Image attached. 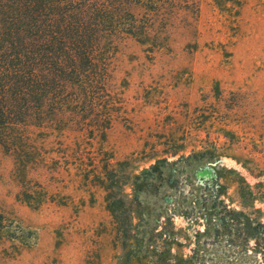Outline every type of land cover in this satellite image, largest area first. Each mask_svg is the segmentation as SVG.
I'll use <instances>...</instances> for the list:
<instances>
[{
    "label": "rangeland",
    "instance_id": "rangeland-1",
    "mask_svg": "<svg viewBox=\"0 0 264 264\" xmlns=\"http://www.w3.org/2000/svg\"><path fill=\"white\" fill-rule=\"evenodd\" d=\"M129 9L155 38H106L86 116L0 140V264H264V237L222 229L208 191L264 224V0Z\"/></svg>",
    "mask_w": 264,
    "mask_h": 264
},
{
    "label": "trees",
    "instance_id": "trees-1",
    "mask_svg": "<svg viewBox=\"0 0 264 264\" xmlns=\"http://www.w3.org/2000/svg\"><path fill=\"white\" fill-rule=\"evenodd\" d=\"M153 0H0V140L11 145L18 128L42 122L53 111L86 116L108 78L106 38H155L136 26L129 7ZM152 8V6H151ZM154 12L157 9H152ZM88 105V106H86ZM49 109V111H47ZM91 110V109H90ZM52 111V112H50ZM159 162L135 178L162 171ZM167 165V163H166ZM208 187L210 211L225 231L243 223L245 241L264 237V224L243 222L220 200L222 186ZM220 234V230L215 231ZM238 242V243H237ZM236 244L240 245L238 238Z\"/></svg>",
    "mask_w": 264,
    "mask_h": 264
}]
</instances>
